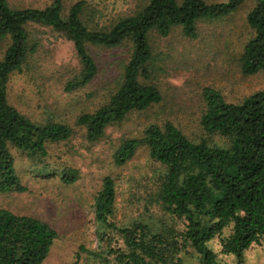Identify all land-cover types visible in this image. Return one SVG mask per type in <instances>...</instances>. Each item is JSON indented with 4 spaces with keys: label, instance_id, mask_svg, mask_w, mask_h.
<instances>
[{
    "label": "trees",
    "instance_id": "trees-1",
    "mask_svg": "<svg viewBox=\"0 0 264 264\" xmlns=\"http://www.w3.org/2000/svg\"><path fill=\"white\" fill-rule=\"evenodd\" d=\"M248 1L253 6L245 23L251 35L242 44L238 65L242 74L251 75L264 70V0H147L133 14L102 28H90L84 22L85 2L81 0L66 15L63 0H51L44 8H17L0 0V194L25 190L10 147L30 160H41L47 156L49 143L66 140L71 134L67 124H39L9 103V77L36 47L30 44L31 24L49 26L72 42L79 70L66 81V91L79 89L95 77L97 65L89 45L112 48L130 41L131 52L114 91L97 109L75 119L85 128L86 138L94 142L109 125L161 100L155 85L139 79L148 76L152 31L167 36L179 27L193 39L198 36L199 22L229 16ZM202 100L200 127L218 142L191 140L167 121L162 126L147 125L141 137L122 139L113 154L114 163L123 165L139 146L147 148L163 168L152 200L182 228L158 230L142 221L118 226L111 219L115 182L106 176L93 203L96 236L106 245L89 251L98 264H185L182 254L190 250L196 254L195 264H220L211 245L214 238L218 253L233 255L235 264H242L244 251L264 239V90L228 102L218 90L204 87ZM60 174L64 183L74 180L73 172ZM111 233L119 235L121 245L112 244ZM56 236L48 223L0 207V264H41Z\"/></svg>",
    "mask_w": 264,
    "mask_h": 264
},
{
    "label": "rangeland",
    "instance_id": "rangeland-1",
    "mask_svg": "<svg viewBox=\"0 0 264 264\" xmlns=\"http://www.w3.org/2000/svg\"><path fill=\"white\" fill-rule=\"evenodd\" d=\"M7 1L17 8H44L51 3V0ZM77 1L80 0H63V15ZM81 1L85 2L82 19L90 28L108 27L147 2ZM252 6L253 2L248 1L229 16L199 22L198 36L193 39L183 35L179 27H174L167 36L152 31L148 76L139 79L142 83L155 85L162 95L161 100L109 125L104 136L94 142L86 138L85 128L77 125L75 119L81 113L97 109L114 91L131 52L130 41L112 48L89 45L97 73L89 84L66 91V81L79 70L72 42L49 26H29L30 44H36V47L28 53L20 70L9 77V103L39 124L65 123L71 128V134L66 140L49 143L47 156L41 160H30L17 148L10 147L25 190L1 193L0 207L38 218L56 231L57 236L41 264H98L89 251L106 245L100 244L96 236L93 203L106 176L115 182L111 219L118 226L142 221L158 230L166 226L182 228L179 221H174L152 200L157 176L163 168L149 156L147 148L139 146L123 165L114 163L113 154L122 139L141 137L147 125L162 126L167 121L191 140L219 141L215 136L209 137L199 124L204 109L203 88L218 90L228 102H239L251 93L264 90V70L244 75L238 65L242 44L251 35L245 17ZM2 53L3 45L0 58ZM61 171L73 172L74 180L62 182ZM109 237L113 245L122 244L117 233H111ZM211 245L220 264H235L233 255L218 253L216 238ZM253 246L261 251L249 260L248 253L253 251ZM195 255L192 250L182 254L184 263L195 264ZM242 264H264V239L244 251Z\"/></svg>",
    "mask_w": 264,
    "mask_h": 264
},
{
    "label": "clouds",
    "instance_id": "clouds-1",
    "mask_svg": "<svg viewBox=\"0 0 264 264\" xmlns=\"http://www.w3.org/2000/svg\"><path fill=\"white\" fill-rule=\"evenodd\" d=\"M260 251H261V249L255 248V246H253V251L248 253L249 260H251L253 258V256L255 255L256 252H260Z\"/></svg>",
    "mask_w": 264,
    "mask_h": 264
}]
</instances>
